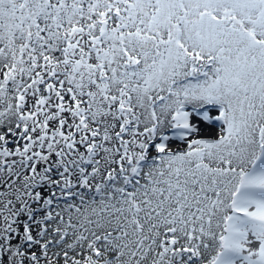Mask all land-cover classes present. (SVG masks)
Instances as JSON below:
<instances>
[{
    "label": "snow or ice",
    "instance_id": "snow-or-ice-1",
    "mask_svg": "<svg viewBox=\"0 0 264 264\" xmlns=\"http://www.w3.org/2000/svg\"><path fill=\"white\" fill-rule=\"evenodd\" d=\"M0 264H264V0H0Z\"/></svg>",
    "mask_w": 264,
    "mask_h": 264
}]
</instances>
